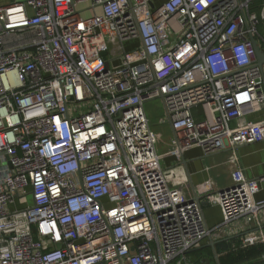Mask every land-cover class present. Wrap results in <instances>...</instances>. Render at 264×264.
Returning a JSON list of instances; mask_svg holds the SVG:
<instances>
[{"label": "built area", "instance_id": "1", "mask_svg": "<svg viewBox=\"0 0 264 264\" xmlns=\"http://www.w3.org/2000/svg\"><path fill=\"white\" fill-rule=\"evenodd\" d=\"M263 22L264 0L0 6V264H183L228 225L253 223L264 178L237 169L221 191L204 183L221 215L209 228L200 202L170 184L145 103L161 101L178 162L264 141L250 42L264 43ZM256 243L261 230L242 240Z\"/></svg>", "mask_w": 264, "mask_h": 264}, {"label": "crops", "instance_id": "2", "mask_svg": "<svg viewBox=\"0 0 264 264\" xmlns=\"http://www.w3.org/2000/svg\"><path fill=\"white\" fill-rule=\"evenodd\" d=\"M15 2L22 1L0 0V6ZM88 9V3H82L77 6L81 17L89 16ZM259 32L264 39V22L260 24ZM137 46L138 41L135 40L124 44L126 50H131ZM260 47L264 51V43L261 41ZM117 64L118 61L115 59L113 65ZM252 119L264 121V109L262 112L255 114ZM150 121L154 131L158 134L156 153L162 158L161 166L167 171L170 184L179 187L187 198L197 199L200 202L205 224L209 228L215 227L221 222V215L216 205H210L205 202L202 194L204 183H209L210 192L221 191L230 186L231 173L237 169L241 170L247 178H264V141L242 145L235 149L224 147L211 154H205L201 149L193 148L186 151L178 162L167 154L172 131L169 123L166 121L163 107L160 120L153 123L152 118H150ZM172 161H176L175 168H169ZM255 198L256 200H264V182L260 185V190ZM260 230L264 232V209L259 212L257 219L253 223L248 224L243 220L236 221L225 227L217 235L207 238L187 253L183 264H219V255L215 251L217 243L224 241L229 243V246L232 248H245L242 246L243 238ZM211 243H214L213 246ZM259 244L263 245L262 243ZM263 255L264 253L261 257L256 258L248 264H260Z\"/></svg>", "mask_w": 264, "mask_h": 264}, {"label": "trees", "instance_id": "3", "mask_svg": "<svg viewBox=\"0 0 264 264\" xmlns=\"http://www.w3.org/2000/svg\"><path fill=\"white\" fill-rule=\"evenodd\" d=\"M258 3H262V0H256V4ZM252 10L255 12L259 11L256 6ZM215 251L219 255V264H248L256 258L261 257L264 253V247L257 243L245 248H232L229 246V243L221 241L215 246Z\"/></svg>", "mask_w": 264, "mask_h": 264}, {"label": "rangeland", "instance_id": "4", "mask_svg": "<svg viewBox=\"0 0 264 264\" xmlns=\"http://www.w3.org/2000/svg\"><path fill=\"white\" fill-rule=\"evenodd\" d=\"M19 1H23V0H19ZM145 112L146 115L150 121V118H152L153 123H155L156 121L160 120V116L162 114V107H161V101L159 99L157 100H153L151 102L145 103ZM150 126H151V121H150ZM153 128V126H151V129ZM154 131V128L152 129ZM157 131V129H155ZM155 132V131H154ZM155 134L158 136V134L155 132ZM160 134V133H159ZM165 143V142H163ZM170 146L168 147V152H170L171 147H172V143H171V139H170ZM167 152V154H168ZM170 162V161H169ZM175 163L176 161H172L170 163V167L169 168H175ZM30 200V197H28V201Z\"/></svg>", "mask_w": 264, "mask_h": 264}, {"label": "water", "instance_id": "5", "mask_svg": "<svg viewBox=\"0 0 264 264\" xmlns=\"http://www.w3.org/2000/svg\"><path fill=\"white\" fill-rule=\"evenodd\" d=\"M250 42H251V45H252V48L254 51V57H255L256 65L260 68H263V66H264V51L261 49L258 42L254 38H251ZM213 244L214 243H211L212 246H213Z\"/></svg>", "mask_w": 264, "mask_h": 264}]
</instances>
